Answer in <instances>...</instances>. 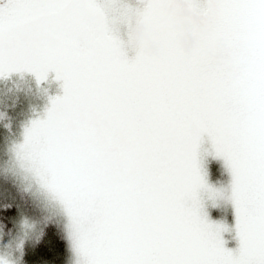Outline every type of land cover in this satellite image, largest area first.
<instances>
[{
  "label": "snow or ice",
  "instance_id": "1",
  "mask_svg": "<svg viewBox=\"0 0 264 264\" xmlns=\"http://www.w3.org/2000/svg\"><path fill=\"white\" fill-rule=\"evenodd\" d=\"M177 2L0 0V79L61 90L0 174V264H264V0H184L187 52ZM17 180L31 205L8 197Z\"/></svg>",
  "mask_w": 264,
  "mask_h": 264
},
{
  "label": "rangeland",
  "instance_id": "2",
  "mask_svg": "<svg viewBox=\"0 0 264 264\" xmlns=\"http://www.w3.org/2000/svg\"><path fill=\"white\" fill-rule=\"evenodd\" d=\"M177 14L186 19L188 16L191 21H195L198 19L193 13L187 10V6L184 3V0H178L177 2ZM180 25L179 30V40L181 46L184 50L190 51L196 42V38L191 31L190 23L187 24L186 21L189 22V19H186ZM189 25V26H188ZM184 27V28H183ZM131 32L135 38H139L142 34V26L136 21L135 17L131 18ZM186 40H185V39ZM132 55V53H129ZM51 79V74H50ZM54 82L48 84H42L40 87L37 86L35 78L31 74L25 73L24 75L14 74L12 77L8 79H0V131L3 132L5 138L8 137L12 131V122L15 113L22 109V107L29 103L30 106L34 105L37 111H40L44 114V109L48 104V94L53 89ZM47 88L48 92L45 94L43 89ZM52 95H56V92H51ZM42 96L44 99H42ZM25 113L27 114V118L23 114L18 121V132L19 137L16 139L12 145L9 146L8 150H6L7 155V167L12 171L10 165V157H11V148L14 144L20 143L23 140V130L29 124V122L33 119L40 117L38 113L36 114L34 110L30 108H26ZM30 112H27L29 111ZM24 113V112H23ZM202 149H208L211 151V147L207 138L202 145ZM204 169L206 171V179L207 182L216 189H224L226 194L230 184V175L227 169L224 166V163L219 158H214L211 155H207L204 157ZM22 182V181H21ZM25 189H29L28 185L24 182L21 183ZM207 194H205V205L206 210L208 212L209 218L215 222H221L226 224L229 228L234 225V214L231 203L226 200L217 201V206L213 207L212 202L207 200ZM39 213H31L29 211V216L31 219L39 221L41 216H38ZM15 234H18L15 233ZM34 239V234H32ZM224 239L227 241L226 247L235 248L236 241L232 238L234 233H224ZM31 240L29 244H31ZM29 259H33V257H29Z\"/></svg>",
  "mask_w": 264,
  "mask_h": 264
},
{
  "label": "trees",
  "instance_id": "3",
  "mask_svg": "<svg viewBox=\"0 0 264 264\" xmlns=\"http://www.w3.org/2000/svg\"><path fill=\"white\" fill-rule=\"evenodd\" d=\"M186 19H189L188 16H186ZM185 19V20H186ZM187 24L189 23L188 21H186ZM189 26V25H188ZM184 28V27H183ZM180 30V28H179ZM180 36V35H179ZM185 39V38H184ZM186 40V39H185ZM52 75V74H51ZM53 90L51 92H56L58 94H60L61 90L59 88L58 83L53 84ZM51 92L48 94L52 95ZM47 96V98H48ZM42 99H44V97L42 96ZM30 108L31 110L36 111L35 113L40 116V118L43 117L44 114H42L40 111H37L36 107L34 105L30 106L29 103H26L21 110H19L17 113H15V116L13 117V122H12V131L10 133V135L8 137L5 138V135L3 134L2 131H0V174L9 176V178H11L12 176V171L7 167V155L8 153H6V150H8L9 146L12 145V143L18 139L19 137V132H18V119L20 117H22V115L24 114L25 117L27 118V114L29 113H25V111L27 110L26 108ZM24 112V113H23ZM27 112H30L27 111ZM14 183H16V187L14 188H9L8 190V197L12 200H14L15 202L20 203L21 205L24 204H29L31 205V200H30V191L28 189H25V187L21 184V181H14ZM7 187V185H6ZM31 213H38L36 211H32L29 210ZM29 211H28V215H29ZM40 217V214L38 215Z\"/></svg>",
  "mask_w": 264,
  "mask_h": 264
}]
</instances>
